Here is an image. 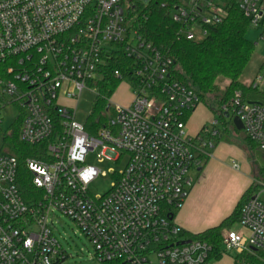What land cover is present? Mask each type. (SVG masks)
<instances>
[{"label":"built area","instance_id":"1","mask_svg":"<svg viewBox=\"0 0 264 264\" xmlns=\"http://www.w3.org/2000/svg\"><path fill=\"white\" fill-rule=\"evenodd\" d=\"M139 2L0 0V111L16 107L19 140L46 146L25 161L40 193L32 203L17 185V159L0 151V264H62L67 256L49 227L56 213L90 242L95 264H209L226 253L236 255L234 264H264V182H252L240 230H223L218 246L190 238L175 222L192 185L188 173L201 155L210 156L218 133L186 131L185 116L200 98L172 78V60L135 30ZM162 7L187 41L203 40L228 16L222 0H168ZM238 8L250 26H264V0H239ZM119 54L132 64L112 76L128 81L130 102L104 98V126L89 135L75 121L78 99L88 84L101 97L97 86ZM219 112L237 117L264 153V105L236 91ZM96 151L99 162L125 161L99 197L89 185L100 172L85 164Z\"/></svg>","mask_w":264,"mask_h":264},{"label":"trees","instance_id":"2","mask_svg":"<svg viewBox=\"0 0 264 264\" xmlns=\"http://www.w3.org/2000/svg\"><path fill=\"white\" fill-rule=\"evenodd\" d=\"M238 1L222 0L228 11L227 18L221 24L210 27L208 36L201 41H187L179 33L180 26L172 22L168 8L162 7V4L168 0H150L145 4L139 2L131 14L137 33L172 60V78L192 88L198 94L200 102L218 115L217 123L224 127L227 121L231 125L232 122L219 112V108L229 101L234 92H241L248 102L264 105V92L245 86L239 81L253 54L254 45L246 39V31L250 25L241 14ZM131 64L119 54L117 60L106 69L104 82L97 86V92L101 97L95 100L91 114L84 124L89 135H95L104 126L106 106L104 98L112 96L121 84V80L112 76V71L118 69L124 73L125 67ZM221 78L228 82L222 91L218 85V80ZM213 104H216L217 108L213 109ZM192 112L186 114L185 121H188ZM21 123L22 116H18L4 134L3 144L5 153L18 161L17 185L21 195L27 203H32L40 193L32 185V174L26 168L25 161L44 155L46 146L45 144L28 146L22 143L18 138ZM218 139L220 136H216L210 142L212 147L207 148L209 155L212 154L214 140ZM209 158L201 155L199 160L206 164ZM252 191L251 185L239 198L231 214L216 227L194 235L185 232L184 234L218 246L221 231L232 228L238 222L240 210Z\"/></svg>","mask_w":264,"mask_h":264},{"label":"rangeland","instance_id":"3","mask_svg":"<svg viewBox=\"0 0 264 264\" xmlns=\"http://www.w3.org/2000/svg\"><path fill=\"white\" fill-rule=\"evenodd\" d=\"M246 39L254 45V49L239 81L245 86H250L252 82H257V76L264 77V26H249ZM257 83V89L264 92V80ZM227 84L225 79H219L220 91L224 90ZM88 88L89 90L81 93L76 105L75 121L82 125L86 124L97 99L96 95L90 92L94 90L95 84H88ZM130 98L129 83L125 80L119 84L111 100L127 105ZM66 104L73 105V102L66 101ZM212 108H217L216 104H213ZM18 115L17 108L14 106L0 111V151L2 152H5V149L1 135L11 128ZM217 120L218 115L200 103L192 112L186 125V131L192 135L201 127H206L216 131L220 136V139L214 140L209 161L206 164L199 163L200 173L194 169L188 173L191 187L193 186L194 189L190 195L193 206L189 219L201 228L219 225L222 219L228 217L241 195L240 191L245 189L244 187L251 179L254 183L264 182V153L246 139L242 130L237 131L228 121L225 127L219 122L214 125ZM96 154L97 151L89 154L85 164L96 167L100 172L89 185L90 194L99 197L111 189L114 182V176L111 173L121 171L125 161L119 165L107 160L99 162ZM50 221L49 227L52 234L67 256L62 264H95L91 259L94 253L92 245L68 218L56 213L54 217L51 216ZM231 229L240 230V226L236 223ZM194 231L197 233V230ZM235 258L234 253H226L219 261L211 259L209 264H234Z\"/></svg>","mask_w":264,"mask_h":264},{"label":"crops","instance_id":"4","mask_svg":"<svg viewBox=\"0 0 264 264\" xmlns=\"http://www.w3.org/2000/svg\"><path fill=\"white\" fill-rule=\"evenodd\" d=\"M189 120V119H188ZM188 122V121H187ZM187 122H186V125H187ZM202 128V127H201ZM200 128V129H201ZM199 129V130H200ZM199 130L195 133V134H193V135H196L198 132H199ZM188 132V131H187ZM190 134V133H189ZM190 135H192V134H190ZM194 170H196L197 172H199L200 173V169L199 168H197V169H194ZM251 184H252V179L250 180V182H249V184L248 185H246V187H244L245 189H243V190H241L240 191V193L239 194H241L240 195V197L242 196V194L249 188V186H251ZM193 187V186H192ZM191 187V189L189 190V194H188V196H187V198H186V200L184 201V203H183V206H182V208L176 213V215H175V222L180 226V228L182 229V231L183 232H185V233H188V234H192V235H194V234H198V233H201V232H203V231H205V230H207V229H210V228H213V227H216V226H214L213 224V226H208L207 228H201V227H198V225H196L193 221H191L190 219H189V214H190V212H191V208H192V202L190 201L191 199H190V195L192 194V191L194 190L193 188ZM239 197V198H240ZM239 200V199H238ZM238 200L236 201V203L238 202ZM236 203H235V205H236ZM235 207V206H234ZM233 207V208H234ZM232 211H233V209H232ZM223 220V219H222ZM221 220V221H222ZM220 221V222H221ZM219 222V223H220ZM194 230H197L196 232L197 233H195V231H194V233H192Z\"/></svg>","mask_w":264,"mask_h":264},{"label":"water","instance_id":"5","mask_svg":"<svg viewBox=\"0 0 264 264\" xmlns=\"http://www.w3.org/2000/svg\"><path fill=\"white\" fill-rule=\"evenodd\" d=\"M128 1H130V0H128ZM143 3H146L147 2V0H141ZM225 118L226 119H229V116H225ZM231 122H232V125L234 126V128L237 130V131H240V130H242L243 129V127H242V124H241V122L239 121V119L237 118V117H233L232 119H231Z\"/></svg>","mask_w":264,"mask_h":264}]
</instances>
